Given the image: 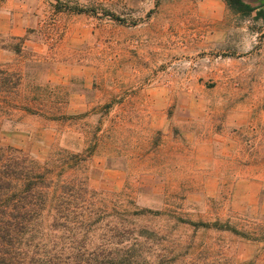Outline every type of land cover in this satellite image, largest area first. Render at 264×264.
I'll return each instance as SVG.
<instances>
[{"label":"rangeland","instance_id":"obj_1","mask_svg":"<svg viewBox=\"0 0 264 264\" xmlns=\"http://www.w3.org/2000/svg\"><path fill=\"white\" fill-rule=\"evenodd\" d=\"M242 2L260 11L0 0V70L42 110L1 114L4 145L73 155L111 217L153 231L156 255L264 264V0Z\"/></svg>","mask_w":264,"mask_h":264},{"label":"trees","instance_id":"obj_2","mask_svg":"<svg viewBox=\"0 0 264 264\" xmlns=\"http://www.w3.org/2000/svg\"><path fill=\"white\" fill-rule=\"evenodd\" d=\"M225 1L244 14L260 11L242 0ZM22 80L9 68L0 70V115L42 111L36 98L21 94ZM73 158L68 153L41 163L4 145L0 130V264H201L181 250L156 255L153 231L111 217L105 193L92 189L87 176L80 178ZM194 225L222 230L218 223Z\"/></svg>","mask_w":264,"mask_h":264},{"label":"crops","instance_id":"obj_3","mask_svg":"<svg viewBox=\"0 0 264 264\" xmlns=\"http://www.w3.org/2000/svg\"><path fill=\"white\" fill-rule=\"evenodd\" d=\"M246 1H251V0H246ZM253 1H257V0H253ZM250 5H252V4L250 3ZM253 6H254V5H252V7H253ZM12 33H13L14 35H17V34H18V29L16 28L15 25H13ZM0 55H1V54H0Z\"/></svg>","mask_w":264,"mask_h":264}]
</instances>
